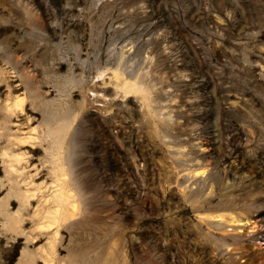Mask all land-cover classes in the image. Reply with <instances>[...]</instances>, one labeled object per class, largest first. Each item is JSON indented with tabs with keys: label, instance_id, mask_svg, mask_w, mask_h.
<instances>
[{
	"label": "rangeland",
	"instance_id": "rangeland-1",
	"mask_svg": "<svg viewBox=\"0 0 264 264\" xmlns=\"http://www.w3.org/2000/svg\"><path fill=\"white\" fill-rule=\"evenodd\" d=\"M58 179L77 207L51 236ZM82 252L264 264V0H0V264Z\"/></svg>",
	"mask_w": 264,
	"mask_h": 264
},
{
	"label": "bare ground",
	"instance_id": "bare-ground-1",
	"mask_svg": "<svg viewBox=\"0 0 264 264\" xmlns=\"http://www.w3.org/2000/svg\"><path fill=\"white\" fill-rule=\"evenodd\" d=\"M125 88H127L128 90H138L139 89V86H138V84H136V83H131V82H125ZM11 109V108H10ZM65 113V112H64ZM48 114V116L47 117H49L50 115L49 114H51V113H47ZM47 114H45V117H46V115ZM55 116H56V114H54ZM46 119V118H45ZM60 119V118H59ZM48 120V119H47ZM46 120V121H47ZM49 120H50V118H49ZM47 123H50L49 121L47 122ZM47 133L48 134H51V136H52V132L54 131V129H52V128H50L49 127V129H47ZM50 131V132H49ZM56 132V131H55ZM31 133V132H30ZM30 133H28L27 135H25L24 136V138L25 139H31L32 138V136H34V135H30ZM32 134V133H31ZM45 134H46V132H45ZM47 134V135H48ZM62 134V133H61ZM56 135H58V134H56ZM13 136V135H12ZM46 136V135H45ZM50 135H48L47 137L48 138H50L49 137ZM60 136V135H59ZM54 137L55 136H53V139H54ZM20 138H22V137H20ZM72 138V137H71ZM62 139V138H61ZM32 140V139H31ZM51 140H52V138H51ZM55 141H53L52 140V143L53 142H55L56 144H54L55 146H56V148H58V149H60L59 148V146H60V144H61V140H60V137H58V136H56V138L54 139ZM8 141V140H7ZM30 141V140H29ZM70 141H73V140H70ZM7 143V142H6ZM15 143H17V142H15ZM5 144V143H4ZM6 145V144H5ZM4 145V146H5ZM10 145V144H9ZM14 145V144H13ZM62 145V144H61ZM2 147V146H1ZM5 147H7V145L5 146ZM13 147V146H12ZM63 147V145L61 146V148ZM52 148H53V146H52ZM64 148V147H63ZM3 149H5V148H3ZM55 150H57V149H55ZM68 149H66V151H67ZM14 151V150H13ZM62 151V150H61ZM4 152L8 155V158L6 159L7 160V162L5 163V164H7V166H6V170H7V172H8V174H10L12 177H14L15 179L16 178H24L25 177V179L27 178V177H29V175L27 174L26 175V171L23 169V163H24V156L23 157H21L19 154H15V153H10V152H6L5 150H4ZM52 152H53V150H52ZM56 152H59L58 150L56 151ZM20 153V152H19ZM23 153V152H22ZM60 153V152H59ZM73 153V152H72ZM55 154V153H54ZM67 154V153H66ZM56 155V154H55ZM54 155V156H55ZM61 155V154H60ZM57 156V155H56ZM61 157H63L62 155H61ZM28 158V157H27ZM59 160H61L60 159V157L58 158ZM58 159H55L54 157H53V160L55 161V160H57L58 161ZM53 160H52V162H53ZM63 161H65V159H63ZM63 161H62V163H63ZM54 163H56V162H54ZM58 163H60V161H58ZM57 163V164H58ZM65 163L66 162H64V165H65ZM61 164V163H60ZM60 164H58V165H60ZM54 165V164H53ZM56 165V164H55ZM54 165V166H55ZM61 165H63V164H61ZM31 167V166H30ZM34 167V166H33ZM60 167V166H59ZM62 167V166H61ZM65 167V166H64ZM27 168V167H26ZM29 168V167H28ZM55 170V169H54ZM197 170V169H196ZM204 170V169H203ZM59 171V170H58ZM71 171H72V169H71ZM52 172V171H51ZM62 172H63V170H62ZM66 172V171H65ZM61 173V172H60ZM195 173V172H194ZM34 174V173H33ZM67 174V173H66ZM9 175V176H10ZM72 175V174H71ZM203 175V174H202ZM30 176H32V175H30ZM35 176V175H34ZM33 176V177H34ZM58 176V175H57ZM12 177H11V181H12ZM61 177V176H60ZM59 178V177H58ZM202 178V177H201ZM200 178V179H201ZM32 179V178H31ZM56 180V179H55ZM55 180H54V183H55ZM59 180V179H58ZM69 180V179H68ZM67 180V181H68ZM14 181V180H13ZM12 181V182H13ZM25 182H27V183H29L28 181H26V180H24ZM30 181H32V180H30ZM60 181V180H59ZM67 181L66 180H62V181H60V182H58L57 184H58V187H56L55 186V188L56 189H54V191H52V192H47V191H45V192H47V193H45V195H43V199H40V203L37 205V207L35 208V216L36 217H38L39 218V220H40V222H39V224L40 225H38V227H40V228H44L45 227V231H47V233L48 234H50L51 236H56L58 233H59V229H60V227L62 226L61 225V221H63L64 220V218L65 217H67L69 214H75V210H76V207H77V204H76V201H74L73 199H72V197H73V195L72 194H74V193H71V191H70V189L67 187ZM16 182V181H15ZM57 182V181H56ZM69 182V181H68ZM17 183H19V182H17ZM23 183V182H22ZM13 184H15L14 182H13ZM20 185V183L19 184H17L16 186H19ZM70 185L72 186L73 184L72 183H70ZM54 187V186H53ZM30 188V187H29ZM71 188V187H70ZM72 189V188H71ZM33 190V189H32ZM73 190V189H72ZM31 191V190H30ZM30 191H27V193L25 192L24 194H22V196H23V204L22 205H24V207L25 206H30V204H31V201H30V199H31V197H34V195H35V193H29ZM34 191V190H33ZM36 192H37V190H35ZM34 191V192H35ZM73 192V191H72ZM43 193V192H42ZM41 193V194H42ZM82 193V192H81ZM83 194V193H82ZM35 196H37V195H35ZM40 195H38V197H39ZM81 197V196H80ZM83 197V196H82ZM37 199V198H36ZM38 199V200H39ZM38 202V201H37ZM21 203V202H20ZM28 208V207H27ZM223 212V211H222ZM227 213H229V212H227ZM230 214V213H229ZM213 215V214H212ZM211 215V216H212ZM221 214H217L216 215V213H215V215H213V217L215 216H220ZM34 216V215H33ZM73 216V215H72ZM71 216V217H72ZM209 216V215H208ZM221 216H223V215H221ZM230 216V215H229ZM41 218L43 219V220H41ZM37 222V221H36ZM63 224V223H62ZM218 224V223H217ZM61 225V226H60ZM23 232V231H22ZM86 254H87V252H85ZM85 253H83L82 252V255H81V253H80V255L79 256H77V257H80V261H82V263L84 262V264H99V263H101V262H99L97 259H98V257H97V259L94 257V255H93V257L94 258H89L90 256H87ZM90 255V254H89ZM96 256H98V255H96ZM104 256V255H103ZM74 257H75V255H74ZM105 257V256H104ZM104 258L102 257V260H103ZM77 260H79L78 258H77ZM106 260L107 259H105V261H102V262H105L104 264H106ZM109 260V259H108ZM115 260V259H114ZM113 260V261H114ZM75 261H76V259H75ZM112 261V262H113ZM80 263V262H79ZM108 263V262H107ZM102 264V263H101ZM109 264V263H108ZM114 264V263H113Z\"/></svg>",
	"mask_w": 264,
	"mask_h": 264
}]
</instances>
